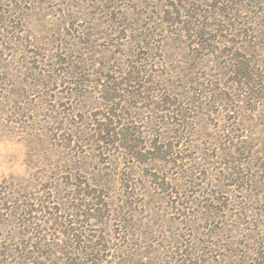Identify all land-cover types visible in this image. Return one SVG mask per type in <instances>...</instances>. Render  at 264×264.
Listing matches in <instances>:
<instances>
[{
	"label": "rangeland",
	"instance_id": "rangeland-1",
	"mask_svg": "<svg viewBox=\"0 0 264 264\" xmlns=\"http://www.w3.org/2000/svg\"><path fill=\"white\" fill-rule=\"evenodd\" d=\"M0 264H264V0H0Z\"/></svg>",
	"mask_w": 264,
	"mask_h": 264
}]
</instances>
